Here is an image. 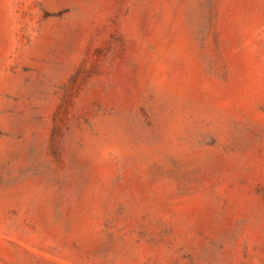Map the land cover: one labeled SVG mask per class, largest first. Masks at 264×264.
I'll return each instance as SVG.
<instances>
[{
  "label": "rangeland",
  "instance_id": "rangeland-1",
  "mask_svg": "<svg viewBox=\"0 0 264 264\" xmlns=\"http://www.w3.org/2000/svg\"><path fill=\"white\" fill-rule=\"evenodd\" d=\"M0 264H264V0H0Z\"/></svg>",
  "mask_w": 264,
  "mask_h": 264
}]
</instances>
